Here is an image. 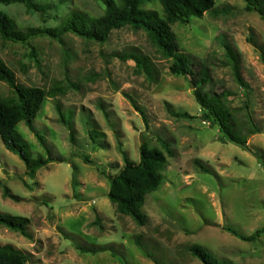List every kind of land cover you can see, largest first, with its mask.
<instances>
[{
    "label": "rangeland",
    "instance_id": "1",
    "mask_svg": "<svg viewBox=\"0 0 264 264\" xmlns=\"http://www.w3.org/2000/svg\"><path fill=\"white\" fill-rule=\"evenodd\" d=\"M33 2L44 11L23 4L0 10L24 33L57 28L75 13H105L104 0ZM143 8L164 15L158 0ZM215 10L172 30L194 69L209 68L207 90L227 94L247 148L200 119L191 82L171 73L172 60L143 30H114L105 44L72 33L61 40L41 36L30 45L0 37V60L19 84L46 92L69 86L65 95L47 97L33 121L46 145L25 122L16 127L33 158L64 162H51L32 178L0 138V212L29 219L31 234L28 239L0 226V245L20 250L28 264H203L188 251L194 244L229 264H264V233L247 242L224 229L251 236L264 228V19L247 11L244 0H215ZM226 45L237 55L247 88L236 81ZM131 54L148 58L153 78L125 60ZM12 93L0 82V98ZM184 112L193 118L176 117ZM159 139L170 143L174 155L160 189L146 196L148 222L139 226L116 211L108 176L123 168L125 158L139 162L144 141L160 148ZM95 247L104 251L80 250Z\"/></svg>",
    "mask_w": 264,
    "mask_h": 264
},
{
    "label": "trees",
    "instance_id": "2",
    "mask_svg": "<svg viewBox=\"0 0 264 264\" xmlns=\"http://www.w3.org/2000/svg\"><path fill=\"white\" fill-rule=\"evenodd\" d=\"M152 1L104 0L105 13L100 17L88 18L81 13H75L68 16L57 28L32 29L25 33L17 29L16 23L0 10V37L12 43L30 45L32 40L41 36L61 40L64 35L72 33L86 41L105 44L114 30L126 26L143 30L160 53L172 60L171 73L181 75L191 82L196 101L201 108L200 119L212 127H218L223 139L247 148V137L241 135L226 105L227 94H216L212 90H207L211 84L209 68L203 66L199 71L194 69L193 60L179 49L176 35L172 30L173 24L189 23L194 18H201L205 13L217 12L215 0H158L164 15L143 8ZM244 2L247 11L258 12L264 19V0H244ZM11 4H23L27 9L35 11L45 9L37 6L33 0H0V5ZM226 57L233 67L237 83L247 88L240 74L237 55L229 45H226ZM125 58V60H134L140 70L144 71L149 78H153L154 70L147 57L131 54ZM0 82L7 84L13 92L10 97L0 98V138L5 148L21 158L26 165L27 175L32 178L51 162H64L63 159L53 156L46 159L33 158L21 143L16 127L19 123L25 122L38 140L46 145L44 139L34 128L33 121L47 97L65 95L69 86L57 84L48 92L39 87H26L17 82L13 71L2 60H0ZM138 110L146 120L145 112L139 108ZM176 117L193 118L185 112L176 113ZM61 119L66 123L64 116ZM159 142L160 148L152 147L144 141L140 147L139 162L135 163L125 158L123 168L116 175L108 176L110 184L108 197L116 206V211L132 218L139 226H145L148 222V216L143 210L146 196L160 189L163 183V172L168 164V156L174 155L170 143L161 139ZM85 161L90 162L89 158H85ZM103 174L106 175L105 172ZM5 192L8 195L7 190ZM13 198L18 200L15 196ZM29 225L30 220L27 218L0 212V226L28 239L31 238L28 231ZM224 229L238 239L247 242L256 240L264 233V228L257 230L251 236H245L229 226H225ZM138 245L140 246V243ZM80 250L85 253L104 251L96 247L93 249L80 248ZM188 251L203 264H229L218 260L205 247L198 244L189 246ZM148 256L152 257L150 254ZM155 263L161 264L158 261ZM0 264H28V260L20 250L7 244L0 245Z\"/></svg>",
    "mask_w": 264,
    "mask_h": 264
}]
</instances>
